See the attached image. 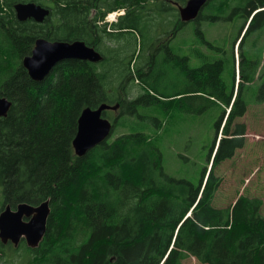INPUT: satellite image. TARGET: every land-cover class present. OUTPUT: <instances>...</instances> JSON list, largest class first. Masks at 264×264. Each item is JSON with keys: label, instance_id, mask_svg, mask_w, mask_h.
Segmentation results:
<instances>
[{"label": "trees", "instance_id": "trees-1", "mask_svg": "<svg viewBox=\"0 0 264 264\" xmlns=\"http://www.w3.org/2000/svg\"><path fill=\"white\" fill-rule=\"evenodd\" d=\"M174 1L0 0V95L12 102L0 118V212L7 204L48 199L51 207L39 246L23 239L16 247L0 239V264H185L190 257L203 264H264V201L242 194L227 207L213 204L222 180L218 167L245 145L246 124L238 121L247 111L242 88L255 79L261 60L241 52L230 91L221 77L224 60L198 52L200 67H181L189 83L185 93L151 94L159 92L156 84H140L150 82L144 76L156 65L148 42L171 32L177 39L189 26L178 8L188 0ZM20 2H36L51 13L41 23L20 21ZM205 7L193 22L200 41L207 42L199 25L223 19L228 11L245 19L234 39L240 49L250 33L264 28V0H210ZM120 8L126 13L113 24L117 31L108 32L100 22ZM38 38L82 40L104 59L63 60L38 82L23 65ZM178 43L177 54L161 60L187 57ZM135 85L141 90L131 97ZM185 97L190 104L203 100L221 107L217 137L197 182L166 173L158 143L135 128V118H146L139 107L175 106ZM258 99L264 102V81ZM103 103L119 104L103 112L113 132L129 127L128 119L133 131L79 157L73 139L80 115ZM211 104L188 111L202 112ZM109 111L118 114L112 118Z\"/></svg>", "mask_w": 264, "mask_h": 264}, {"label": "rangeland", "instance_id": "rangeland-1", "mask_svg": "<svg viewBox=\"0 0 264 264\" xmlns=\"http://www.w3.org/2000/svg\"><path fill=\"white\" fill-rule=\"evenodd\" d=\"M244 20L243 16L228 11L223 19L203 21L199 27L207 42L200 41L199 35L195 33L194 21L190 22L186 32L181 33L176 39L186 40L176 43L187 57H172L168 61L161 60L162 57L157 58L156 65L154 63L151 67L153 72L150 77L144 76L150 82L143 80L140 83L142 86L156 84L159 92L151 91V94L157 96L161 93L168 95L185 93V83H189L181 67L189 69L200 67L204 62L197 57L199 56L197 53L202 52L210 59L224 60L221 77L231 91L235 82L236 64L238 70L240 53H244L248 60H261L255 79L252 82H246L242 88L247 111L238 121L246 124L245 145L217 169L222 180L213 204L218 207L233 204L242 194L257 196L264 201V102L258 99L259 90L264 81V28L250 33L240 49L238 43L235 46L234 39ZM108 22L112 23V21ZM140 60L143 63L146 62L144 58ZM144 70L149 71L146 66ZM134 87V94H131V97L141 90L136 85ZM161 104L166 106V109H162ZM203 104L211 103L202 100L201 104V101L197 100L190 104L185 97L175 106L160 103L139 107L140 114L146 118L138 117V120L135 118L134 120L138 121L135 128L149 133L158 143L163 153L164 170L169 175L197 182L201 170L207 164V156L217 137V121L221 115V107L211 104L202 112L188 111L191 106L200 107ZM117 114V111L108 112L112 118ZM155 119L158 121L155 122ZM160 122L163 124L160 125ZM127 123L129 127L116 128L108 140L114 139L121 133L133 131L130 130L133 122L128 119ZM262 213L264 214V204ZM185 264L203 263L195 257H190L185 259Z\"/></svg>", "mask_w": 264, "mask_h": 264}, {"label": "water", "instance_id": "water-1", "mask_svg": "<svg viewBox=\"0 0 264 264\" xmlns=\"http://www.w3.org/2000/svg\"><path fill=\"white\" fill-rule=\"evenodd\" d=\"M210 0H188L178 5L181 20L185 23L195 21ZM20 21L33 19L44 22L51 9L36 2H20L15 5ZM66 59L100 62L104 56L85 41L48 40L38 38L30 55L23 59V65L35 81H43L61 61ZM12 102L0 95V118L6 116ZM119 104L103 103L97 108L86 107L78 121V131L73 139L77 156L86 155L97 145L107 141L113 132V122L103 116L105 110H117ZM51 213L50 200L38 205L21 202L15 208L10 204L0 212V239L3 244L12 243L16 247L25 239L28 246L36 248L43 240Z\"/></svg>", "mask_w": 264, "mask_h": 264}, {"label": "flooded vegetation", "instance_id": "flooded-vegetation-1", "mask_svg": "<svg viewBox=\"0 0 264 264\" xmlns=\"http://www.w3.org/2000/svg\"><path fill=\"white\" fill-rule=\"evenodd\" d=\"M169 1H172L174 4L176 2L174 0H169ZM95 12H96V9H94L93 13L95 14ZM113 12H115L117 15L116 21H112V23H109L108 21H110V20L108 18V14H109L108 13L105 16L104 21L100 22V24L107 26L108 32H116L117 31L112 26L115 22H117L119 20L120 16H122L126 13V10H125V8H120V9H117ZM179 15H180V12H179ZM187 24H190V22ZM169 31H171V28H169L168 31L166 30V32H169ZM179 41L180 40H176L175 38H173V32H171L170 34H168V36L166 38H156V39H153L150 42H148V47L151 49L148 50L147 53L150 54L155 60H157V58H159V57L166 58L169 56H174L175 54H177L175 52V48L177 46L176 42H179ZM112 45L119 46V44H117L115 41H113ZM122 91L124 92L125 88L122 89Z\"/></svg>", "mask_w": 264, "mask_h": 264}, {"label": "built area", "instance_id": "built-area-1", "mask_svg": "<svg viewBox=\"0 0 264 264\" xmlns=\"http://www.w3.org/2000/svg\"><path fill=\"white\" fill-rule=\"evenodd\" d=\"M111 19H115V14H110Z\"/></svg>", "mask_w": 264, "mask_h": 264}, {"label": "bare ground", "instance_id": "bare-ground-1", "mask_svg": "<svg viewBox=\"0 0 264 264\" xmlns=\"http://www.w3.org/2000/svg\"><path fill=\"white\" fill-rule=\"evenodd\" d=\"M228 3V2H227ZM181 48V47H180ZM160 64V63H159ZM172 66V65H171ZM8 67V66H7ZM171 68V67H170ZM226 84V83H225ZM73 240V239H72Z\"/></svg>", "mask_w": 264, "mask_h": 264}]
</instances>
